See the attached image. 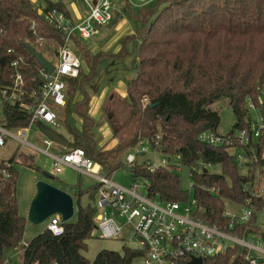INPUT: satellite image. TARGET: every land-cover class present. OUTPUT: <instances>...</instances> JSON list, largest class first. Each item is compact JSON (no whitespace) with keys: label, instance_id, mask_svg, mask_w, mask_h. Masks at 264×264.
Instances as JSON below:
<instances>
[{"label":"trees","instance_id":"16d2710c","mask_svg":"<svg viewBox=\"0 0 264 264\" xmlns=\"http://www.w3.org/2000/svg\"><path fill=\"white\" fill-rule=\"evenodd\" d=\"M161 3L166 6L160 8ZM50 9L69 16L65 6L58 3L41 10L30 0H0V90H11L13 78L20 72L25 78L26 105H32L39 96L42 69L26 46L50 61L57 58L64 45L61 34L44 20V13ZM128 10L142 25L135 35L124 39L141 40L138 72L127 81V98L118 97L123 104L116 106L113 97L103 105L113 136L123 146L110 152L97 146L94 130L98 123L88 112L90 96L84 87L96 79L100 55L80 50L82 58L92 62L86 63L90 68L87 76L80 73L78 79L68 82L67 104L63 109L67 117L60 116V122L62 127L65 122L73 140L63 152L83 149L87 158L112 174L126 166V156L140 140L155 143L161 136L157 148L170 162L179 159L191 171L195 199L203 208L200 217L209 225L228 230L229 220L224 217L226 203L240 206L250 201L253 208H264V198L252 195L256 171L264 167V136L250 147L256 161L245 163L246 173L240 169L235 151L201 143L199 136L204 131L217 133L221 118L211 106L220 100L228 101L236 118L226 135L250 128L249 99L264 118V0H157L136 9V14L132 7L128 6ZM127 56L125 51L119 55ZM19 57H24L25 63L14 67ZM2 109L0 117L10 130L29 125L31 115L21 101H4ZM70 114L71 118L81 120L80 130L71 128ZM124 147H129L126 153ZM32 159L34 155L25 152L8 160L25 165ZM207 165L220 170H208ZM16 166L3 198L5 211L0 213L1 253L21 246L27 222L19 215L16 203ZM175 168L169 164L151 173L136 165L135 174L150 182L151 191L162 202H187L189 198L180 188ZM245 185L251 187L250 192L244 190ZM205 188H214L219 194ZM86 193L89 189L79 191L77 218L63 224L62 236L55 237L46 229L28 242L23 256L25 264H133L134 259L143 255L125 247L123 254L102 250L93 262L84 257L87 241L97 227L98 213L96 206H81V196ZM231 232L241 237L259 233L264 240V231L256 226L255 214L248 224L237 225ZM205 264L250 263L236 247L224 256L206 259Z\"/></svg>","mask_w":264,"mask_h":264},{"label":"built area","instance_id":"2783aa9c","mask_svg":"<svg viewBox=\"0 0 264 264\" xmlns=\"http://www.w3.org/2000/svg\"><path fill=\"white\" fill-rule=\"evenodd\" d=\"M132 8L138 9L157 0H124ZM88 14L86 19L76 24L69 16L58 9H50L44 13V20L61 34L62 48L58 52V63L53 64L55 70L49 73L45 69L40 70L41 89L39 96L34 99L32 105H26L25 78L18 72L13 78L12 89L0 90V105L4 107V101H21V106L30 113V123L27 127L18 130H10L2 117H0V145H9L13 155H21L26 149L36 150L52 160L53 174H61L65 168L79 172L80 174L95 179L98 183L99 199L97 202L96 230L102 239L121 240L126 242L124 234L129 232L128 241H137L142 247L145 264H188L194 259H206L226 255L231 249L239 247L246 261L250 264H264V240L258 234H248L241 237L231 231L237 225L248 224L254 212L250 201L245 205L241 213L226 211L224 217L229 220L228 230L206 223L200 214L203 208L194 198L187 202H162L151 191L150 182L133 172L131 188L116 185L110 174L101 175L104 171L101 166L87 158L83 149H74L69 152L55 154L51 151L55 142L44 135L45 149L39 148L31 142V132L35 125L43 124L55 131L62 129L59 109H64L68 98V82L80 77L82 60L69 47L74 37L89 39L98 32V29L108 25L113 20V5L110 0H86ZM25 63L24 57H19L13 63L14 67ZM33 95H36L34 92ZM147 103L148 100L144 99ZM249 110L258 108L248 101ZM264 136V118L258 120L255 129L250 128L237 132L234 135H219L212 131H204L199 136V141L211 147L227 148L236 152V157L241 170L246 162L256 161V155L251 145L258 142ZM158 141L161 136L157 137ZM158 141L140 140L137 146L126 156V167L134 168L136 165L144 166L145 170L154 173L160 168H166L171 164L166 157L160 164H153L150 160L140 162L149 148L157 153H162L158 148ZM63 147V146H62ZM242 147V149H241ZM243 153H237V150ZM135 151V154L132 152ZM163 154V153H162ZM11 156V157H12ZM16 161H0V213L5 211L3 198L5 191L13 177V169ZM208 170L211 165L206 166ZM140 181V183H139ZM215 192L216 189L205 188ZM246 192L251 191L249 185H245ZM259 194L252 191L254 197H263L264 190H258ZM14 197V195H12ZM47 230L55 237L64 234V227L59 215L51 216L48 220ZM28 243H21L18 248L0 252V264H11L13 256L20 257L24 263V253ZM256 251L260 256L250 255V251ZM14 251V255H10ZM34 264H39L38 262Z\"/></svg>","mask_w":264,"mask_h":264},{"label":"rangeland","instance_id":"374dc122","mask_svg":"<svg viewBox=\"0 0 264 264\" xmlns=\"http://www.w3.org/2000/svg\"><path fill=\"white\" fill-rule=\"evenodd\" d=\"M33 5L40 8H47L50 3H57L59 0H30ZM66 3V6L69 7L71 11V15L76 21H81L83 19V13L87 11L86 0H63ZM92 1V0H89ZM112 5L114 4L113 12H114V20L111 24L107 26H103L98 32L92 35L87 40H82V44L88 49H97V53L94 56L100 55L97 62V76L96 79L93 80L90 84H88L85 88L86 93L91 98L93 97L94 92L99 90V93L96 96L102 94L105 99L104 104L108 99H112L116 97V106L119 104H123L121 100L127 98V92L122 94L125 87V78L127 76L133 75V78L136 77L138 72V59H139V49L141 46V40L134 39L129 42H125L124 39L128 36H133L142 28L141 23L133 19L130 15V12L126 13L128 10V5L124 0H110ZM166 3H161L160 8H164ZM134 14H136L137 10L133 8ZM126 13V14H125ZM42 14V13H41ZM120 17L124 19L118 22L117 28V18ZM125 21L124 25L121 26V23ZM76 23V22H75ZM78 24V23H76ZM120 27V28H118ZM69 47L77 52L76 45L70 44ZM82 51H86L82 49ZM126 52L128 54L127 58L119 57L120 53ZM89 52V51H88ZM91 53V52H89ZM85 63L92 61H88L84 58ZM52 64H57L58 59L52 58L50 59ZM89 67V66H88ZM88 75L89 73L86 72ZM82 72V77L85 76ZM86 75V76H87ZM132 78V79H133ZM131 79V80H132ZM96 85V87H93ZM93 87L92 91L91 88ZM113 96V97H112ZM90 104V103H89ZM3 107L0 105V116L2 115ZM211 109L218 112L221 118L220 126L217 130V134L226 135L235 124L236 118L233 114L231 107L227 100H220L214 103L211 106ZM60 116L65 119L67 115L63 112L62 109H59ZM107 115V114H106ZM249 115L251 117V128L255 129L257 127L258 120L262 117V113L260 110H249ZM92 117V116H91ZM93 118V117H92ZM97 121L98 125L96 126L94 133L98 140L97 146L101 148L103 152H110L115 150L118 146H123V143L114 138L110 124L108 119L106 118L103 111V104L101 103L99 107V113H96L93 118ZM70 126L74 130H80L82 127V122L79 119H76L74 116L71 118L70 114ZM57 132L60 133L68 143L72 142V137L69 135L68 127L64 122V127L62 129H57ZM45 137L41 134L37 125L32 128L31 132V142L36 144L39 148L45 149L46 146L44 144ZM62 147L60 144L55 143L52 147L51 151L55 154H60L62 151ZM66 148V147H65ZM129 147H124L123 151L125 153L128 151ZM26 153L33 154L34 159L28 161V164L32 166H28V164H18L16 166L17 171V181H16V203L18 208V213L21 217L27 220L29 209L31 203L37 192V183L39 181H46L50 184L59 187L60 189H67L68 192L74 197L76 207L78 209V200H79V191H85L89 189V193L83 194L80 199L81 206L85 207L87 204H91L92 206H97V202L99 199V192L95 188L97 185V181L89 176L80 174L79 172L72 169H64L63 172L59 175H55L52 173L53 163L52 160L40 153L36 150L26 149ZM124 153V155H125ZM135 154V151L132 152ZM237 153H243V150L238 149ZM123 155V159L124 156ZM12 156V150L9 145H0V161L7 160ZM17 156V155H16ZM18 158V157H17ZM166 156L162 153H157L154 151L152 147L149 148L148 153L140 158V162L150 160L153 164H160ZM122 159V160H123ZM126 164V159H125ZM171 164L176 166L174 169L175 175L178 176L180 182V188L185 194L188 196L189 201L194 200L195 198V189H194V181L191 177V171L186 166H183L179 159H174L171 161ZM213 169V168H212ZM242 169V168H241ZM219 167H214L213 171H219ZM247 168H243L242 172L246 173ZM54 177L55 179H50L46 176ZM101 175H107L106 171L100 172ZM113 182L124 188H131L132 185V177L133 172H129L127 167L124 166L122 168L117 169L114 173L110 174ZM61 180V181H58ZM61 182V183H60ZM140 183V181H139ZM255 192L259 194L258 190H264V167L258 168L256 171V179L254 185ZM264 197V192H263ZM226 211L241 213L243 209H245V205H236L232 202L226 203ZM252 211L255 214V223L258 228L264 231V208L258 210L253 208ZM77 212L73 220H76ZM97 218V217H96ZM47 222H44L40 225H32L29 221L26 222L23 237L21 243H28L34 237L43 233L47 229ZM130 236L129 232L126 231L124 234V238L126 242L121 240H107L102 239L98 230H95L92 237L87 241V250L83 252L84 257L93 262L96 258L97 254L102 250L115 251L120 254H123L124 248H128L130 250L139 251L141 253L142 247L139 245L137 241L130 242L128 241V237ZM264 249V247H263ZM143 253V252H142ZM14 251L10 253V255H14ZM250 255L254 257H259L260 255L254 251H250ZM11 264H22V260L20 257L13 256L11 259ZM133 264H145L144 254L142 256L134 259ZM157 264V263H152Z\"/></svg>","mask_w":264,"mask_h":264},{"label":"water","instance_id":"95a60500","mask_svg":"<svg viewBox=\"0 0 264 264\" xmlns=\"http://www.w3.org/2000/svg\"><path fill=\"white\" fill-rule=\"evenodd\" d=\"M42 11H40V14ZM29 52L37 59L43 69L49 73L55 70L54 65L45 59L43 55L34 48L26 46ZM58 56V54H57ZM154 106V105H153ZM39 130L55 143L67 147L68 141L57 131L44 126L38 125ZM129 172H135L134 168H127ZM76 213V204L74 197L67 191L56 187L49 182L39 181L37 183V192L31 203L27 221L32 225H40L47 222L51 216L59 215L62 224L71 221ZM188 264H203L202 259H194Z\"/></svg>","mask_w":264,"mask_h":264},{"label":"crops","instance_id":"0c3cea01","mask_svg":"<svg viewBox=\"0 0 264 264\" xmlns=\"http://www.w3.org/2000/svg\"><path fill=\"white\" fill-rule=\"evenodd\" d=\"M57 3L58 4H62L63 6H65V8H66V10H67V12H68V15H69V17L74 21V22H76V23H82L85 19H86V17H87V14H88V9H87V11L85 12V13H83V15H81V16H83V19L81 20V21H76L74 18H73V16L71 15V11L69 10V7H67L66 6V3L63 1V0H59V1H57ZM50 4H52V3H50ZM49 4V5H50ZM53 4H56V3H53ZM48 5V6H49ZM48 6H46V7H48ZM38 7V6H37ZM38 8H40V7H38ZM113 8H114V4H113ZM41 10H45L44 8H40ZM128 12H130L129 10H126V13H128ZM125 13V14H126ZM124 19V17L123 18H121L120 19V17H118L117 18V25H116V27L115 28H117V26H118V22L119 21H121V20H123ZM113 20H114V12H113ZM112 20V21H113ZM111 21V22H112ZM111 22L109 23V24H111ZM108 24V25H109ZM125 21H123V23H121V26H123L124 25V27H125ZM112 25V24H111ZM107 26V25H106ZM102 28V27H101ZM101 28H99V30L101 29ZM118 28H120V27H118ZM82 40H87V39H82L81 37H79V36H76V37H74V39L70 42V44L72 43V44H74V45H76V49H77V52H75V51H73L72 49V51L78 56V57H80V59L82 60V63H83V65H82V68H81V74H82V72L84 73V74H86V72L87 73H89L90 72V68L88 67V64H86L85 63V61H84V59L82 58V54H81V51L80 50H82V49H85L86 51H89V52H91L90 54L91 55H95V53H97L98 51H96L97 49H90V50H88L83 44H82ZM87 75V74H86ZM133 78V75H130V76H127L126 78H125V87H126V89L124 90V92H122V94H125V92H127V81H129L130 79H132ZM93 87H96V85H94ZM93 87L91 88V90L92 91H95V90H93ZM97 88V87H96ZM99 93V90H97L96 92H94V94H93V97L91 98V102H90V104H89V109H88V112H89V114H90V116H92L93 118L95 117V115H96V113H99V107H100V105H101V103L104 105V102H105V99L103 98V96H102V94L101 95H99V96H96L97 94ZM113 97V96H112ZM64 150H63V148H62V151H61V153L63 152ZM66 169H69V168H66ZM53 173V172H52ZM58 181H61V180H58ZM61 183V182H60ZM57 187V186H56ZM63 190H67V189H63ZM68 191V190H67Z\"/></svg>","mask_w":264,"mask_h":264},{"label":"clouds","instance_id":"9594fccd","mask_svg":"<svg viewBox=\"0 0 264 264\" xmlns=\"http://www.w3.org/2000/svg\"><path fill=\"white\" fill-rule=\"evenodd\" d=\"M65 148V147H64Z\"/></svg>","mask_w":264,"mask_h":264}]
</instances>
